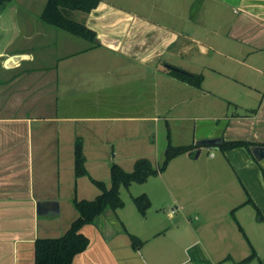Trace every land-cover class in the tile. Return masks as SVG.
<instances>
[{
	"label": "crops",
	"instance_id": "0c3cea01",
	"mask_svg": "<svg viewBox=\"0 0 264 264\" xmlns=\"http://www.w3.org/2000/svg\"><path fill=\"white\" fill-rule=\"evenodd\" d=\"M112 1L129 0H101L80 18L96 43L43 21L47 0H9L0 10V264H35L36 239L67 231L78 216L73 198L100 192L93 163L109 186L112 162L132 170L148 157L159 166L169 141L264 145V0H186L182 27L178 15L163 22ZM166 49L204 62L184 68L203 74L200 86L166 69ZM219 144L122 187L129 200L121 191L122 207L81 228L90 242L74 264H264V158ZM143 192L144 214L133 200Z\"/></svg>",
	"mask_w": 264,
	"mask_h": 264
},
{
	"label": "trees",
	"instance_id": "16d2710c",
	"mask_svg": "<svg viewBox=\"0 0 264 264\" xmlns=\"http://www.w3.org/2000/svg\"><path fill=\"white\" fill-rule=\"evenodd\" d=\"M9 0H0V10ZM101 0H47L41 19L49 24L63 28L90 41L98 42L97 32L89 27L84 20L75 17L74 12L79 10L89 13L100 4ZM179 79L194 86H200L203 74L191 72L181 67L166 68ZM256 144L247 140H223L219 145L223 150L245 145L251 148ZM198 144L174 145L170 141L165 150V157L159 166H155L148 157H139L135 160L132 170L124 169L119 163L112 162L110 165L111 183L108 186L104 180L91 177L92 182L99 187L100 192L94 198H73V205L78 211L67 231L54 237H39L35 242V264H74V257L89 245V237L81 231V228L93 222L99 215L108 209L115 210L124 205L121 196V188L128 187L134 182H144L149 176L163 171L170 160L184 152L194 154ZM75 175L81 176L88 173L85 164L83 141L77 138L74 147ZM134 203L141 213H146L151 206V199L143 192L133 197ZM132 245L138 248L143 240L132 234ZM254 254L246 259H250Z\"/></svg>",
	"mask_w": 264,
	"mask_h": 264
},
{
	"label": "rangeland",
	"instance_id": "374dc122",
	"mask_svg": "<svg viewBox=\"0 0 264 264\" xmlns=\"http://www.w3.org/2000/svg\"><path fill=\"white\" fill-rule=\"evenodd\" d=\"M115 2L116 4H120L122 8H125L126 11H130L133 12L135 15L138 16H142L144 15V13L148 14L149 16H152L153 18L155 17H159L163 20V22L166 21V19L168 18V16H172L175 15L179 16V19L176 18V22L179 21V25L182 27L184 25H187L188 22L184 16V13L187 12V10L185 9L184 5L185 2H187L186 0H180L178 4V6H176V2L178 1H172V0H168V1H153L150 4H146V1H139V0H129V1H112ZM159 2H163V5H161V3L159 4ZM149 5V6H148ZM201 2L198 1L196 7H193L191 9V11L196 14L199 10H202V6H201ZM124 9V10H125ZM189 9V7H188ZM132 13V14H133ZM84 14V12L82 11H75V16L76 18L80 19L82 18V15ZM181 16V18H180ZM81 20V19H80ZM160 20V19H159ZM161 20V21H162ZM184 37L183 35L181 36L180 40H183ZM193 56H187V55H183V54H178L176 53V51H172V50H165L164 55H163V59L164 60H168L170 62H172V64H176V66L181 67V68H204V62L203 61H196L192 58ZM202 71V70H201ZM165 156V150L161 153L160 155V162L163 161ZM162 163V162H161ZM92 168V171L94 174H96L97 178H100L101 176H103V168L100 167L99 165H96L95 163L90 165ZM85 180V184H90L91 186H93L91 184V180L86 177L84 178ZM138 183V182H136ZM135 185H139V184H135ZM122 191V195L125 197L126 200H129V193L128 190H121ZM87 194V192H84V194ZM121 195V196H122ZM122 196V198L124 199V197Z\"/></svg>",
	"mask_w": 264,
	"mask_h": 264
},
{
	"label": "water",
	"instance_id": "95a60500",
	"mask_svg": "<svg viewBox=\"0 0 264 264\" xmlns=\"http://www.w3.org/2000/svg\"><path fill=\"white\" fill-rule=\"evenodd\" d=\"M101 3V2H100ZM133 18V16H132ZM139 17H136V19H138ZM132 20V19H131ZM130 20V22H131ZM129 22V24H130ZM128 24V25H129ZM127 25V26H128ZM166 67H169V68H175L174 65L170 64V63H166L165 64ZM222 141V137L221 136H218V137H207V138H202L200 140H198L196 142V144L198 145H216V144H219L221 143ZM251 150L253 152V154L258 158V159H262L264 158V145L262 144H256V145H252L251 146ZM200 153V150L198 149L196 152H195V155L198 156Z\"/></svg>",
	"mask_w": 264,
	"mask_h": 264
},
{
	"label": "built area",
	"instance_id": "2783aa9c",
	"mask_svg": "<svg viewBox=\"0 0 264 264\" xmlns=\"http://www.w3.org/2000/svg\"><path fill=\"white\" fill-rule=\"evenodd\" d=\"M175 211H176L175 207L171 209V213H174Z\"/></svg>",
	"mask_w": 264,
	"mask_h": 264
}]
</instances>
